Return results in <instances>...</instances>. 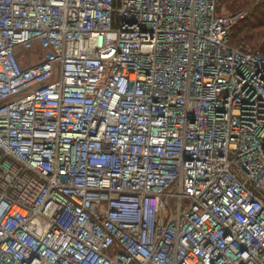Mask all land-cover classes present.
Masks as SVG:
<instances>
[{
	"label": "built area",
	"instance_id": "1",
	"mask_svg": "<svg viewBox=\"0 0 264 264\" xmlns=\"http://www.w3.org/2000/svg\"><path fill=\"white\" fill-rule=\"evenodd\" d=\"M218 2L0 0V264H264V54Z\"/></svg>",
	"mask_w": 264,
	"mask_h": 264
},
{
	"label": "trees",
	"instance_id": "2",
	"mask_svg": "<svg viewBox=\"0 0 264 264\" xmlns=\"http://www.w3.org/2000/svg\"><path fill=\"white\" fill-rule=\"evenodd\" d=\"M221 5L234 13L247 8L251 9V11L249 10V18L232 31L230 45L236 49L248 47L253 51L264 54V2L260 3L258 0H219L218 12ZM19 59L22 65L26 64L22 55Z\"/></svg>",
	"mask_w": 264,
	"mask_h": 264
},
{
	"label": "rangeland",
	"instance_id": "3",
	"mask_svg": "<svg viewBox=\"0 0 264 264\" xmlns=\"http://www.w3.org/2000/svg\"><path fill=\"white\" fill-rule=\"evenodd\" d=\"M258 2H260V0H258ZM247 9L251 11L250 8H247ZM218 13L219 14H235L234 12L228 11L224 5H221V8ZM51 52L52 51L50 50V48L44 51L43 47H41L39 44H35V46L29 50L30 55H32V57L35 59H38V58L44 59V55L51 54ZM58 78H59V72L57 71L56 80H58Z\"/></svg>",
	"mask_w": 264,
	"mask_h": 264
}]
</instances>
